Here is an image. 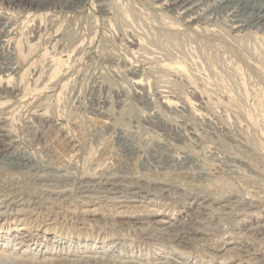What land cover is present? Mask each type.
<instances>
[{
	"label": "rangeland",
	"instance_id": "rangeland-1",
	"mask_svg": "<svg viewBox=\"0 0 264 264\" xmlns=\"http://www.w3.org/2000/svg\"><path fill=\"white\" fill-rule=\"evenodd\" d=\"M179 1L0 0L1 258L264 264V0Z\"/></svg>",
	"mask_w": 264,
	"mask_h": 264
},
{
	"label": "bare ground",
	"instance_id": "bare-ground-1",
	"mask_svg": "<svg viewBox=\"0 0 264 264\" xmlns=\"http://www.w3.org/2000/svg\"><path fill=\"white\" fill-rule=\"evenodd\" d=\"M186 1H188V0H180L179 3H180V4H184V3H186ZM229 2H230V1H229ZM242 2H243V1H242ZM11 3H12V2H11ZM61 3H62V2H61ZM249 3H250V2H249ZM254 3H255V2H254ZM262 4H263V3H262ZM245 5H246V4H245ZM245 5H244V6H245ZM258 5H259V4H258ZM254 6H255V5H254ZM184 9H185V8H184ZM235 9H236V8H235ZM263 14H264V13H263ZM253 16H254V15H253ZM250 17H251V16H250ZM230 18H231V17H230ZM254 19H255V18H254ZM248 21H249V20H248ZM256 21H257V20H256ZM253 23H254V22H253ZM230 26H231V25H230ZM253 26H254V25H253ZM238 27H240V26H238ZM238 27H237V28H238ZM231 30H232V29H231ZM241 33H242V32H241ZM124 149H125V148H124ZM22 159H23V158H22ZM25 159H26V158H25ZM28 161H29V159H28ZM2 180H3V178H2ZM58 180H59V179H58ZM22 188H23V187H22ZM160 188H161V187H160ZM163 189H164V188H163ZM110 199H111V198H110ZM9 202H10V201H9ZM200 204H201V203H200ZM8 205H9V204H8ZM207 206H208V205H207ZM196 207H197V206H196ZM202 207H203V206H202ZM212 207H213V206H212ZM28 208H29V207H28ZM220 208H221V207H220ZM204 209H205V208H204ZM198 210H199V209H198ZM194 211H195V210H194ZM195 212H196V211H195ZM226 212H227V211H226ZM230 212H231V211H230ZM200 213H201V212H200ZM190 214H191V212H190ZM211 217H212V216H211ZM158 221H161V220L159 219ZM236 224H237V223H236ZM139 225H140V224H139ZM179 225H180V224H179ZM183 225H186V224H182L181 226H183ZM261 225H262V224H261ZM261 225H260V226H261ZM263 225H264V224H263ZM169 227H170V226H169ZM171 227H172V226H171ZM175 227H177V226H175ZM257 227H258V226H257ZM12 228H13V229H14V228H15V229L17 228L18 230L20 229V227H19L18 225H14V226H9V227H8V229H12ZM177 228H178V227H177ZM177 228H176V229H177ZM184 228H185V227H184ZM21 229H25V227H22ZM170 229H171V228H170ZM170 229H169V232H170ZM173 229H174V228H173ZM173 229H172V230H173ZM176 229H174V230H176ZM245 229H246V228H245ZM253 229H254V228H253ZM258 230H259V227H258ZM260 230L263 231V233H264V226H261V227H260ZM166 231H167V229H166ZM179 231H180V230H179ZM258 233H259V232H258ZM166 234H167V233H166ZM173 234H174V233H173ZM173 237H174V236H173ZM173 237H172V239H173ZM174 241H175V240H174ZM179 241H180V239H179ZM181 241H182V240H181ZM26 243H27V242H26ZM178 243H179V242H178ZM175 244H176V243H175ZM179 244H180V243H179ZM185 245H186V244H185ZM174 246H175V245H174ZM184 247H185V246H184ZM248 248H250V247H248ZM226 251L229 252V250H226ZM234 251H235V250H234ZM248 251H249V250H248ZM10 256H11V255H10ZM13 258H14V257H12V258H10V259H8L7 257H6V258H5V257H2V258L0 257V261H1L2 263H4V264H7V262H9V264H16V262L14 261ZM259 260H260V259H259ZM160 263H161V262H160ZM154 264H155V263H154ZM163 264H173V263H172V261H170V262H166V263L164 262Z\"/></svg>",
	"mask_w": 264,
	"mask_h": 264
}]
</instances>
